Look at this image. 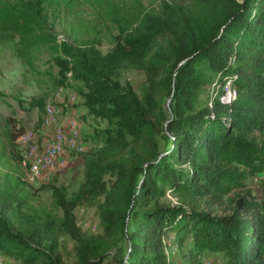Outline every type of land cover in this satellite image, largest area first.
Here are the masks:
<instances>
[{
    "label": "trees",
    "instance_id": "obj_1",
    "mask_svg": "<svg viewBox=\"0 0 264 264\" xmlns=\"http://www.w3.org/2000/svg\"><path fill=\"white\" fill-rule=\"evenodd\" d=\"M84 46L56 45L55 61L108 122L97 131L104 144L83 153L84 180L71 196L42 184L50 202L19 168L0 172V254L66 264L61 243L70 236L72 264H101L127 239L120 264H170L163 235L173 231L225 252L228 264H264V177L261 197L229 195L244 177L237 166L260 158L264 172V146L249 137L264 129V0L165 1L122 29L108 52ZM125 69L145 74L142 95L120 80ZM213 71L236 85L231 105L201 104ZM166 185L178 204L162 201ZM78 206L97 209L102 232L81 229Z\"/></svg>",
    "mask_w": 264,
    "mask_h": 264
},
{
    "label": "rangeland",
    "instance_id": "obj_2",
    "mask_svg": "<svg viewBox=\"0 0 264 264\" xmlns=\"http://www.w3.org/2000/svg\"><path fill=\"white\" fill-rule=\"evenodd\" d=\"M165 1L173 2L0 0V172L19 168L25 180L40 189L42 199L48 202L52 200V185L66 187L70 196L79 189L85 172L83 153L104 144L97 131L108 127V122L89 111L80 92L84 88L82 82L71 73L66 75L62 71L55 61L54 47L68 43L75 48L87 45L108 52L114 47L122 29L129 30L145 11L160 12ZM230 62L235 63V57H231ZM210 74L202 88L201 104L220 97L231 105L238 96L233 80L214 71ZM119 78L123 83H131L140 95L143 94L146 88L143 72L125 69L120 72ZM169 104V100L166 101L165 107ZM59 119L62 120L61 125H53ZM61 130L72 133L85 151L66 150L58 165L47 171L46 179L33 180L38 181L33 184L26 177L28 161L35 158L47 141ZM249 137L260 147L264 146V129L253 130ZM159 148L162 152L165 150L163 139L159 141ZM19 149L23 164L19 161ZM260 167V158H255L253 166H237L244 177L229 195L261 197L264 172L258 170ZM47 183H50L49 187H42ZM162 201L178 204L177 193L169 185H166ZM74 215L85 233L102 232L95 207L78 206ZM163 239L170 264H228L225 252L200 250L192 235L183 236L168 231ZM61 245L65 263L72 264L73 239L66 236ZM129 247V241L124 239L101 264H120L127 256ZM0 256L5 264H25L23 260L8 254Z\"/></svg>",
    "mask_w": 264,
    "mask_h": 264
},
{
    "label": "bare ground",
    "instance_id": "obj_3",
    "mask_svg": "<svg viewBox=\"0 0 264 264\" xmlns=\"http://www.w3.org/2000/svg\"><path fill=\"white\" fill-rule=\"evenodd\" d=\"M75 97V95H73ZM76 98V97H75ZM53 115V113H52ZM55 115V114H54ZM50 116V115H49ZM50 118V117H49ZM52 123V122H51ZM58 129V128H57ZM75 129V128H74ZM64 130V129H63ZM58 131L56 132L55 136L54 137H51L45 147L40 151H36L37 152V155L35 158H39V154H44L47 152V150L50 148V147H53L56 145L57 141H58V148H57V154L55 156V158L53 159V162L51 165H49L47 168H46V171L45 173H43L41 176H40V170L42 169V162H32L30 163V167L29 165L27 166V175L26 177H29V180H31V177H32V181L33 180H36V179H41L42 177H44V179L42 180H45L46 179V173L47 171H51L52 169H54V167H56L58 165V163L62 160V155L66 152V150H80V151H83V149L80 147L79 145V141H77L76 137L72 134V133H67L65 131ZM46 142V141H45ZM44 142V143H45ZM76 145H77V149H76ZM37 146V145H36ZM44 146V145H43ZM39 149V148H38ZM36 149V150H38ZM32 157V156H31ZM29 158V157H28ZM61 159V160H60ZM49 176V175H48ZM47 176V177H48ZM49 180V178L47 179ZM46 180V181H47ZM45 182V181H44ZM2 255V254H0ZM0 260H2L0 262V264H5L3 262V258L2 256H0Z\"/></svg>",
    "mask_w": 264,
    "mask_h": 264
},
{
    "label": "built area",
    "instance_id": "obj_4",
    "mask_svg": "<svg viewBox=\"0 0 264 264\" xmlns=\"http://www.w3.org/2000/svg\"><path fill=\"white\" fill-rule=\"evenodd\" d=\"M75 128H77V124L75 123ZM57 148H58V141L56 143L55 146L50 147L46 153L44 154H39V158H32V160H29V167H30V163L32 162H42V169L40 170V176L45 173L46 168L52 164L53 159L55 158L56 154H57ZM76 149H77V145H76ZM31 182L33 184L37 183L38 181H32V177H31Z\"/></svg>",
    "mask_w": 264,
    "mask_h": 264
},
{
    "label": "crops",
    "instance_id": "obj_5",
    "mask_svg": "<svg viewBox=\"0 0 264 264\" xmlns=\"http://www.w3.org/2000/svg\"><path fill=\"white\" fill-rule=\"evenodd\" d=\"M61 123H62V120L59 119V121L55 122L53 125H55V124L61 125ZM79 145H80V143H79ZM80 147L83 149V151H85V149H84V147L82 145Z\"/></svg>",
    "mask_w": 264,
    "mask_h": 264
},
{
    "label": "water",
    "instance_id": "obj_6",
    "mask_svg": "<svg viewBox=\"0 0 264 264\" xmlns=\"http://www.w3.org/2000/svg\"><path fill=\"white\" fill-rule=\"evenodd\" d=\"M172 100V98L169 99V102Z\"/></svg>",
    "mask_w": 264,
    "mask_h": 264
}]
</instances>
